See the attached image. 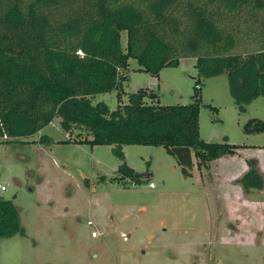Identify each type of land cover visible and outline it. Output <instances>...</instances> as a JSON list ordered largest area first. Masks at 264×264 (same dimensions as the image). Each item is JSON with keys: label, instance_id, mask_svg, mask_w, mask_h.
I'll return each instance as SVG.
<instances>
[{"label": "rangeland", "instance_id": "obj_1", "mask_svg": "<svg viewBox=\"0 0 264 264\" xmlns=\"http://www.w3.org/2000/svg\"><path fill=\"white\" fill-rule=\"evenodd\" d=\"M126 74L127 94L150 87L160 104L190 103L197 78L200 137L226 139L237 152L203 167L193 156L186 177L162 146L124 145V161L143 173L133 187L130 178H115L111 145L60 141L68 133L56 120L2 142L0 196L18 208L24 233L0 239V264H264V130H243L251 118L264 123V95L236 102L227 75L199 77L192 58L158 77L130 58ZM96 99L116 106L114 92ZM88 219L99 236L91 237Z\"/></svg>", "mask_w": 264, "mask_h": 264}, {"label": "trees", "instance_id": "obj_2", "mask_svg": "<svg viewBox=\"0 0 264 264\" xmlns=\"http://www.w3.org/2000/svg\"><path fill=\"white\" fill-rule=\"evenodd\" d=\"M130 58L156 77L192 58L199 77L225 73L235 101L246 103L264 95V0H0V143L56 120L68 133L60 141L111 145L115 178L136 185L143 173L124 161V145L162 146L186 177L193 156L203 167L237 152L226 139L200 137L197 78L190 103L160 104L153 88L125 92ZM111 92L114 108L96 99ZM243 130L264 123L251 118ZM252 176L260 188L254 168ZM23 233L18 208L0 196V239Z\"/></svg>", "mask_w": 264, "mask_h": 264}, {"label": "built area", "instance_id": "obj_3", "mask_svg": "<svg viewBox=\"0 0 264 264\" xmlns=\"http://www.w3.org/2000/svg\"><path fill=\"white\" fill-rule=\"evenodd\" d=\"M147 185L149 187H154L155 186V183L152 182L151 180H148ZM132 186L135 187L136 184L135 183H132ZM6 188H7V185H5L4 183L1 182L0 183V190H5ZM86 224L89 225V226H91V231H90L91 237H97V236H99L101 234V232L97 228L94 227V221L93 220L88 219L86 221ZM123 238H125V236H123Z\"/></svg>", "mask_w": 264, "mask_h": 264}, {"label": "crops", "instance_id": "obj_4", "mask_svg": "<svg viewBox=\"0 0 264 264\" xmlns=\"http://www.w3.org/2000/svg\"><path fill=\"white\" fill-rule=\"evenodd\" d=\"M1 182H4L3 180Z\"/></svg>", "mask_w": 264, "mask_h": 264}]
</instances>
